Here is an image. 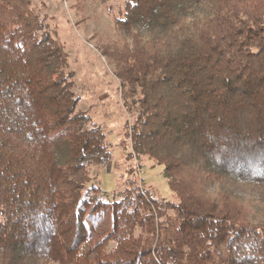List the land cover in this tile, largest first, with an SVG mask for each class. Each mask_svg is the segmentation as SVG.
<instances>
[{
	"label": "trees",
	"instance_id": "obj_1",
	"mask_svg": "<svg viewBox=\"0 0 264 264\" xmlns=\"http://www.w3.org/2000/svg\"><path fill=\"white\" fill-rule=\"evenodd\" d=\"M137 163L110 197L111 159L74 74L30 0H0V264H264V0H98ZM112 244V247H110Z\"/></svg>",
	"mask_w": 264,
	"mask_h": 264
},
{
	"label": "rangeland",
	"instance_id": "obj_2",
	"mask_svg": "<svg viewBox=\"0 0 264 264\" xmlns=\"http://www.w3.org/2000/svg\"><path fill=\"white\" fill-rule=\"evenodd\" d=\"M48 25L64 44L68 55V69L74 74V93L79 98L78 108L91 117L105 131L111 159L102 165L88 167L91 181L99 185L110 197L112 192L122 189L126 170L131 165L140 167L142 187L165 201H173L162 168L146 158L138 162L128 160L130 145L122 147L120 142L125 120L131 116L126 112L120 98L119 82L113 68L94 48L98 38H111L112 17L98 0H30ZM112 247V244H110Z\"/></svg>",
	"mask_w": 264,
	"mask_h": 264
}]
</instances>
